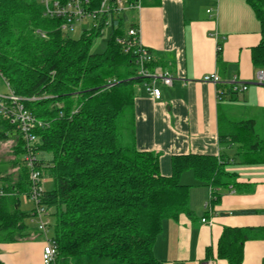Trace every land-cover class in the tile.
Segmentation results:
<instances>
[{
    "label": "trees",
    "instance_id": "16d2710c",
    "mask_svg": "<svg viewBox=\"0 0 264 264\" xmlns=\"http://www.w3.org/2000/svg\"><path fill=\"white\" fill-rule=\"evenodd\" d=\"M68 1L59 0L61 5ZM103 1L89 0L92 23L74 38L62 28L67 18L46 15L41 0H0V72L43 124L32 132L39 137L34 145L38 166L54 180L41 201L52 218L56 264H163L154 245L164 220L193 213L190 186L180 181L181 174L193 170L212 187L211 206L219 200L218 188L237 182L224 157L176 156L172 175L164 176L159 153L137 149L134 99L144 79L137 76L133 51L118 39L138 23L127 10H117V0H108L109 9L101 11ZM159 2L141 0L142 6ZM246 2L261 26L253 62L264 68V0ZM107 26L106 49L93 52L94 40ZM155 66L157 59L149 65ZM219 137L237 144L235 162L264 164V138L253 120L229 122ZM8 140L15 142L10 166L17 173L0 170V243L28 239L32 216L20 206L31 189L26 140L17 123L0 113V142ZM256 236L264 237V227L226 229L219 256L241 264L244 241Z\"/></svg>",
    "mask_w": 264,
    "mask_h": 264
},
{
    "label": "crops",
    "instance_id": "0c3cea01",
    "mask_svg": "<svg viewBox=\"0 0 264 264\" xmlns=\"http://www.w3.org/2000/svg\"><path fill=\"white\" fill-rule=\"evenodd\" d=\"M210 8H217V14L209 13ZM128 13L138 23L143 45L174 76L171 86L159 84V99L151 97L143 84L137 88V149L159 153L164 176L172 175L176 156L224 157L230 161L226 171L234 173L237 182L234 187L218 188L219 200L208 209L211 187L198 180L193 170H185L180 181L190 186L192 216L164 220L154 253L163 264H229L219 256L223 232L264 227V164L235 162L237 144L219 137L229 122L253 120L255 131L264 138V85L254 82L259 67L252 57L261 40L260 22L246 0H160ZM85 21L92 23L90 18ZM213 72L223 82L237 76L248 83L247 89L230 91L226 84L203 81ZM3 84L0 77V91ZM219 90L227 93L220 98ZM202 218L213 224L203 223ZM33 226L28 239L0 243V261L43 264L44 240ZM241 264H264V237L244 241Z\"/></svg>",
    "mask_w": 264,
    "mask_h": 264
},
{
    "label": "built area",
    "instance_id": "2783aa9c",
    "mask_svg": "<svg viewBox=\"0 0 264 264\" xmlns=\"http://www.w3.org/2000/svg\"><path fill=\"white\" fill-rule=\"evenodd\" d=\"M44 5L45 14L49 16H63L67 18L63 29L73 30L76 24L82 23L84 20L91 18L92 13L88 11L87 6L89 0H69L65 5H61L59 0H41ZM108 0H104L101 4V11L109 9ZM118 11H130L138 10L142 8L141 0H137L135 3L128 4L126 0H117ZM209 13L216 15L218 9L210 8L207 10ZM41 35L45 37V33L41 32ZM118 42L125 46L126 50H132L135 55V60L138 66L137 76L144 79L143 85L149 95L154 99H159L162 95V91L159 84L171 86L174 83V76L160 66L154 68L149 67L156 57L153 53L146 48L140 39L139 26H132L128 29L127 36L118 39ZM217 51H222V45L218 44ZM2 78V73L0 72ZM203 81L211 82L216 85L226 84L231 87L233 91H243L247 89V84L237 76H234L232 80L228 82L221 81L216 72L207 74L203 77ZM256 84L264 85V68H258L256 70L255 81ZM223 93L222 90L218 91L220 96ZM0 113L4 116L11 118L12 122H16L18 128L22 131L26 140V154L25 163L29 170V179L31 182L30 195L28 200L32 201L34 206L32 210V221L37 223V227L40 235L43 237L44 246L42 252L43 264H56L57 258V245L51 237L52 218L50 211L42 203L41 196L44 190V171L38 166L37 150L35 144L39 143V137L32 132L33 127L36 125L42 126V122L37 120L22 103V99L12 92L9 85L6 83V90L0 91ZM213 189H210V198L206 202L205 206L211 209V199L213 197ZM203 223L213 224L211 220L202 218Z\"/></svg>",
    "mask_w": 264,
    "mask_h": 264
},
{
    "label": "rangeland",
    "instance_id": "374dc122",
    "mask_svg": "<svg viewBox=\"0 0 264 264\" xmlns=\"http://www.w3.org/2000/svg\"><path fill=\"white\" fill-rule=\"evenodd\" d=\"M89 25L90 24L88 21H85L82 24H76L74 29L71 30L69 34L74 38H79L82 34V29L88 27ZM103 32H104L103 35L99 36L96 40H94V43L92 46L93 52H96V51L100 52L101 50L104 51L106 49L107 41H108L109 33H110L109 26H107ZM5 89H6V85L3 84L1 86V90L3 91ZM14 145H15V142L13 140L0 142V170L2 171V169L4 168L9 169L8 174L17 173V170L11 168L10 166L11 165L10 161L14 158V153H13ZM43 174H44V180H45L43 183V188L45 190L52 189L54 187L53 178L50 177L47 172H44ZM20 206L23 211L31 212L33 210L34 204L32 201L28 200L25 196H22ZM28 223L30 224V226L36 225L37 227V223L35 221H33L32 223L28 221ZM36 240H39V239H36Z\"/></svg>",
    "mask_w": 264,
    "mask_h": 264
}]
</instances>
